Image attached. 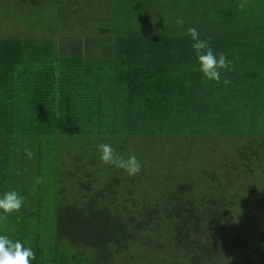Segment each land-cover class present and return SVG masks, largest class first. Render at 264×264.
Segmentation results:
<instances>
[{"label":"trees","instance_id":"16d2710c","mask_svg":"<svg viewBox=\"0 0 264 264\" xmlns=\"http://www.w3.org/2000/svg\"><path fill=\"white\" fill-rule=\"evenodd\" d=\"M105 1L83 35L0 37V195L25 197L0 234L31 264H264V5ZM193 26L227 55L219 84Z\"/></svg>","mask_w":264,"mask_h":264},{"label":"rangeland","instance_id":"374dc122","mask_svg":"<svg viewBox=\"0 0 264 264\" xmlns=\"http://www.w3.org/2000/svg\"><path fill=\"white\" fill-rule=\"evenodd\" d=\"M113 1L106 0L105 3L112 5ZM98 2L99 0H48L43 3L44 6H27L21 0H0V37L83 35L79 32L82 24L87 29L97 30L98 21L104 16ZM263 5L262 0H250L249 8H263ZM157 153L158 149L155 150V155ZM252 225L255 227L254 223Z\"/></svg>","mask_w":264,"mask_h":264},{"label":"clouds","instance_id":"9594fccd","mask_svg":"<svg viewBox=\"0 0 264 264\" xmlns=\"http://www.w3.org/2000/svg\"><path fill=\"white\" fill-rule=\"evenodd\" d=\"M243 8V5H240ZM183 20L177 19V24L183 26ZM187 34L192 39V49L195 52L196 65L193 71L202 73L207 81L221 83L222 71L229 69L230 62L225 53H214L210 46L209 39H202L196 27H189ZM223 84L228 85L230 81L223 79ZM97 152L100 161L105 165H111L122 169L129 176H135L141 171V163L133 155H122L109 143H100L97 145ZM42 182V181H37ZM25 205V197L17 191H6L0 195V221L8 216L18 213ZM35 258V253L31 247H26L21 241L11 239L7 234H0V264H31Z\"/></svg>","mask_w":264,"mask_h":264}]
</instances>
